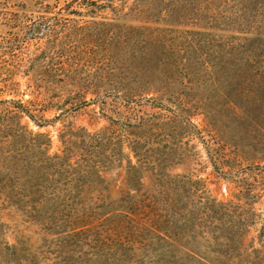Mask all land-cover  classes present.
I'll return each mask as SVG.
<instances>
[{"label":"rangeland","instance_id":"374dc122","mask_svg":"<svg viewBox=\"0 0 264 264\" xmlns=\"http://www.w3.org/2000/svg\"><path fill=\"white\" fill-rule=\"evenodd\" d=\"M58 1L0 0V112L21 102L32 105L39 121L43 116L53 120L39 127L25 117L22 124L33 133L26 140L11 139L7 129L0 132L6 150L29 163L62 157L65 135L72 129L95 134L113 121L137 124L166 113L149 101L127 103L113 94L79 106L80 88H99L105 94L119 86L109 75L124 52V24L112 19L111 12L89 13L96 16L91 17L86 10L66 7L70 0ZM34 91L40 94L37 100ZM253 119L209 124L198 115L187 129L174 126L173 140L144 129V148L156 153L142 167V183L136 188L128 181L126 156L136 163L128 149L125 157L118 155L120 161H114L118 149L112 139L104 148L86 149L79 156L99 162L102 181L73 192L69 208L52 203L43 213L31 214L10 206L13 196L35 202L46 194L37 190L42 182L35 177L23 182L1 178L0 185L13 190L0 195V264H15L6 261L11 254L6 244L30 249L41 264H52L56 255L48 256L45 246L79 230H89L83 237L90 240L98 237V249L105 244L91 264H264V197L252 200L248 192L250 185L256 192L264 188V170H249L264 166V118ZM210 125L219 130V138ZM40 134L45 137L37 138ZM222 138L247 151L231 173L227 161L219 171L209 156L211 147L227 149L219 145ZM35 145L43 146V152ZM11 191L13 195L7 194ZM71 249L91 252L88 247Z\"/></svg>","mask_w":264,"mask_h":264},{"label":"trees","instance_id":"16d2710c","mask_svg":"<svg viewBox=\"0 0 264 264\" xmlns=\"http://www.w3.org/2000/svg\"><path fill=\"white\" fill-rule=\"evenodd\" d=\"M59 3L56 0L55 4ZM66 7L86 10L88 15L111 12L115 14L112 19L124 24V52L115 60L116 68L109 75L114 82L120 83L119 86L105 94L99 88L82 87L77 93L79 106L99 102L102 95L113 94L127 103L149 101L166 113L156 121L143 120L137 124L113 121L111 127L95 134L85 128L72 129L65 135L63 156L48 157L40 162H24L19 154L6 150V140L0 141V179L10 182L14 178L19 182L40 179L42 185L37 190L46 194L41 201L35 202L13 196L10 206L31 214L43 213L53 204L58 209L69 208L73 192L102 181L99 162L85 160L79 153L90 148H104L111 139L118 149L113 155L114 161L121 160L118 155L125 157V148L136 159L133 163L126 156L129 185L136 188L142 183V167L156 153L145 150L144 137L140 134L144 129L151 130L152 136H155L154 131H159L164 138L173 140L177 137L174 126L187 129L198 115L204 116L209 124L225 118L239 121L264 118V0H70L66 1ZM73 13L77 17L85 16L82 12ZM32 95L37 100L40 94L34 91ZM88 95L94 98L88 101ZM13 105L14 110L0 112V132L10 130L11 139L26 140L27 136H33L22 124L25 117L39 127L53 122L44 116L40 122L30 104L14 102ZM210 126L219 138V130ZM43 137V134L37 136ZM219 145L227 149L209 148L211 161L219 171L222 168L218 166L224 167L223 161H227L231 173L235 169L233 165L247 151L226 138H222ZM35 147L43 152V146ZM249 170H264V166ZM53 182L58 184L53 187ZM250 186L248 192L252 200L264 197V188L256 192L257 188L252 190ZM6 189L10 188L0 185V195L6 193ZM14 190L17 191V186ZM7 194L13 195V191ZM88 232L79 230L50 241L45 253L56 255L52 264H91V257L98 256L96 251H104L105 244L98 249V237L94 240L83 237ZM75 238L78 240L74 241ZM45 239L48 243L47 237ZM52 246L58 250L52 251ZM78 247L81 250L88 247L91 252L82 254V251L77 253L71 249ZM5 249L11 253L8 262L42 263L37 253L30 249L9 244Z\"/></svg>","mask_w":264,"mask_h":264}]
</instances>
